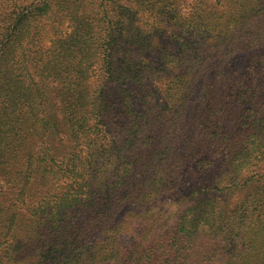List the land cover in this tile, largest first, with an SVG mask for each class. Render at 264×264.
<instances>
[{"label":"trees","instance_id":"16d2710c","mask_svg":"<svg viewBox=\"0 0 264 264\" xmlns=\"http://www.w3.org/2000/svg\"><path fill=\"white\" fill-rule=\"evenodd\" d=\"M263 163L264 0H0V264H264Z\"/></svg>","mask_w":264,"mask_h":264},{"label":"rangeland","instance_id":"374dc122","mask_svg":"<svg viewBox=\"0 0 264 264\" xmlns=\"http://www.w3.org/2000/svg\"><path fill=\"white\" fill-rule=\"evenodd\" d=\"M71 31V27H70V22L69 21H64L63 23H61L60 25L51 28H48V32L47 34H45L44 36V43L46 46H50L52 43V40L58 36H62V35H66ZM248 56L249 54L247 53H243V54H238L234 57L231 58V67L233 69H237L239 67H241L247 60H248ZM139 99L136 100V106L139 109H143V101L141 97H138ZM264 164V163H263ZM5 179L2 178L1 174H0V185L4 186L5 185Z\"/></svg>","mask_w":264,"mask_h":264}]
</instances>
